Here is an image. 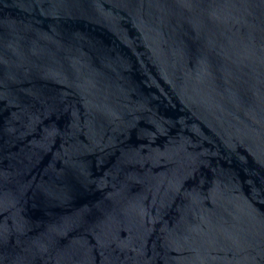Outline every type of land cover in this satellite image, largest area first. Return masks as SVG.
Returning a JSON list of instances; mask_svg holds the SVG:
<instances>
[{"label": "water", "instance_id": "water-1", "mask_svg": "<svg viewBox=\"0 0 264 264\" xmlns=\"http://www.w3.org/2000/svg\"><path fill=\"white\" fill-rule=\"evenodd\" d=\"M0 264H264V0H0Z\"/></svg>", "mask_w": 264, "mask_h": 264}]
</instances>
